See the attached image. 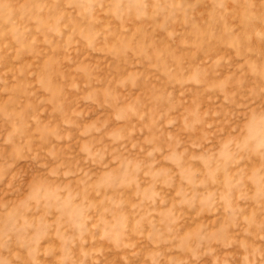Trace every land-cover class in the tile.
<instances>
[{"label": "rangeland", "instance_id": "rangeland-1", "mask_svg": "<svg viewBox=\"0 0 264 264\" xmlns=\"http://www.w3.org/2000/svg\"><path fill=\"white\" fill-rule=\"evenodd\" d=\"M0 264H264V0H0Z\"/></svg>", "mask_w": 264, "mask_h": 264}]
</instances>
